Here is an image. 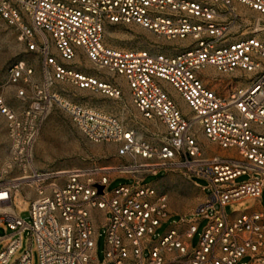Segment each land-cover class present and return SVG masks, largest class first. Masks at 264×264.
Masks as SVG:
<instances>
[{
	"label": "built area",
	"instance_id": "obj_1",
	"mask_svg": "<svg viewBox=\"0 0 264 264\" xmlns=\"http://www.w3.org/2000/svg\"><path fill=\"white\" fill-rule=\"evenodd\" d=\"M240 6L264 16V0H0V22L19 30L28 51L42 57L44 79L21 111L0 95L10 139V159L1 173L19 172L0 180V223L12 231L0 264H10L25 231L37 242L40 264H168L167 255L174 264H239L245 258L241 264H264V210L226 212L228 205L260 199L264 193V19ZM110 24H135L158 37L191 43L176 53L116 48L105 39ZM79 50L96 68L125 79L142 116L165 127L158 144L143 140L136 128L114 115L50 94L54 82L68 80L79 89L122 96L117 82L69 65ZM211 69L232 75L234 83L226 94ZM34 75V67L25 61L10 69L14 83H33ZM165 84L178 92L189 112L180 108ZM18 94L28 98L25 89ZM54 101L88 140L117 143L119 155L132 159L120 169L135 174L136 182L109 192L116 177L107 169L37 168L35 144ZM199 131L226 154L208 155ZM162 169L206 179L211 192L206 194L195 182L205 200L154 241L157 229L173 214L168 195L142 182ZM242 175L250 179L237 183ZM22 185L36 193L29 198L30 222L14 208ZM198 216L209 222L194 247ZM100 219L106 229L102 261L96 257ZM17 263L32 264L30 247Z\"/></svg>",
	"mask_w": 264,
	"mask_h": 264
},
{
	"label": "rangeland",
	"instance_id": "obj_2",
	"mask_svg": "<svg viewBox=\"0 0 264 264\" xmlns=\"http://www.w3.org/2000/svg\"><path fill=\"white\" fill-rule=\"evenodd\" d=\"M105 39L108 45L121 49H148L154 52L176 53L189 46L191 39L169 40L158 37L149 30L138 25L130 24H110L106 28ZM54 52L58 51L54 48ZM25 61L35 69L33 83L10 81V69L18 62ZM69 65L86 74L100 77L103 80L117 82L123 94L120 98H115L102 92L89 89H79L71 81H56L49 87L50 94H58L61 99L72 104L82 105L88 108L102 110L108 114L116 116L126 126L138 130L139 137L143 140L158 144L165 133V127L160 122L145 119L138 109L133 105L131 95L123 77L109 74L106 69H98L88 59L83 50H79L76 58L69 62ZM206 75V74H204ZM212 76L218 80V88L221 93L226 94L229 85L234 83L232 75H223L212 71ZM43 65L42 57L37 52L28 51L27 44L21 39V34L14 26L6 22H0V95L5 98L8 106L16 111H21L31 102L34 87L42 86ZM20 89H25L28 98L23 100L19 96ZM165 89L177 101L184 112H189L188 106L169 84H165ZM0 119L3 116L0 115ZM6 132V131H5ZM199 138L206 148L207 154H226V151L211 143L199 131ZM119 145L114 142H92L88 140L82 132L74 125L69 112L58 102L54 105L48 118L45 120L40 136L34 148V163L37 168L44 171L56 172L65 170H85V169H107L108 175L116 177L108 186V191L112 192L120 185L133 184L136 182L135 174L122 172L121 166L129 165L132 159L119 155ZM19 175L18 171L10 174H3L0 170V180H10ZM250 179V175H242L236 179L237 183H242ZM205 187V193L209 194V182L206 179L193 177L190 179L181 170L162 169L158 174H149L145 177L143 184L154 185L160 193H166L170 202V210L173 216L161 227L153 236L157 241L168 228L176 225L183 215H189L194 211L199 203L205 200L206 195L203 190L195 184ZM29 185H22L14 198V208L17 213L30 222L31 200L27 196ZM264 208V193L262 198H249L241 202L230 204L226 207L228 215H235L240 212L252 211L260 207ZM190 217V216H189ZM198 230L193 235L191 243L194 247L198 245L200 235L207 226L209 219L198 216ZM103 219L99 220L102 223ZM0 252L11 242L8 237L12 231L7 224L0 223ZM98 238L96 243V257L102 261L105 257L106 229L102 225L97 227ZM31 248L32 264H40L38 245L32 239L29 231L21 235V247L12 255L10 264H18L17 260L21 255ZM149 256V252H145ZM248 261V258L242 262ZM168 264H174L171 255H167ZM240 262L239 264H241Z\"/></svg>",
	"mask_w": 264,
	"mask_h": 264
},
{
	"label": "crops",
	"instance_id": "obj_3",
	"mask_svg": "<svg viewBox=\"0 0 264 264\" xmlns=\"http://www.w3.org/2000/svg\"><path fill=\"white\" fill-rule=\"evenodd\" d=\"M240 9L247 13L250 16H256L259 17L261 16L264 19V16L260 15L258 12L251 10L247 7L240 6ZM213 70L211 69L210 72ZM246 82L241 81L240 84H245ZM127 84V83H126ZM128 87V86H127ZM129 89V88H128ZM0 115L3 116V119H0V170H2V166L5 164L7 160L10 159V139L8 135V121L7 118L4 114L0 112ZM6 131V132H5ZM135 176V175H134ZM134 176H132L134 178ZM30 190L27 192V196L29 198H35L36 193L35 190L32 186H29ZM256 211H261L264 210V208L261 206L260 208L254 209ZM101 223H97L96 226L99 227Z\"/></svg>",
	"mask_w": 264,
	"mask_h": 264
},
{
	"label": "water",
	"instance_id": "obj_4",
	"mask_svg": "<svg viewBox=\"0 0 264 264\" xmlns=\"http://www.w3.org/2000/svg\"><path fill=\"white\" fill-rule=\"evenodd\" d=\"M103 188H104V186H100V185H99V189H100V191H102Z\"/></svg>",
	"mask_w": 264,
	"mask_h": 264
}]
</instances>
